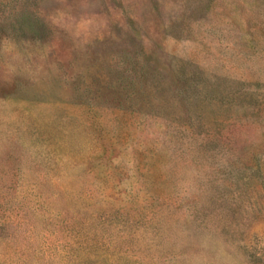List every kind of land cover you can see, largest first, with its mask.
<instances>
[{
    "label": "rangeland",
    "instance_id": "obj_1",
    "mask_svg": "<svg viewBox=\"0 0 264 264\" xmlns=\"http://www.w3.org/2000/svg\"><path fill=\"white\" fill-rule=\"evenodd\" d=\"M0 264H264V0H0Z\"/></svg>",
    "mask_w": 264,
    "mask_h": 264
}]
</instances>
